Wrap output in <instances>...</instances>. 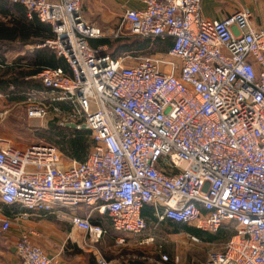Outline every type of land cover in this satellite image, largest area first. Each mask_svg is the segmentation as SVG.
Returning a JSON list of instances; mask_svg holds the SVG:
<instances>
[{"label": "built area", "instance_id": "built-area-1", "mask_svg": "<svg viewBox=\"0 0 264 264\" xmlns=\"http://www.w3.org/2000/svg\"><path fill=\"white\" fill-rule=\"evenodd\" d=\"M3 1L49 24L53 37L39 47L67 65L37 73L43 88L24 93L27 116L51 113L84 127L94 145L84 161L64 164L54 145L18 148L0 137V202L55 214L94 240L106 229L74 209L88 206L131 235L145 229L148 204L159 221L208 233L232 223L223 250H210L204 264H264V26L252 23V11L207 18L202 0H138L141 7L125 8L106 29L84 20L81 0ZM106 34L172 45L114 58L90 44ZM9 96L0 91V123ZM9 226L0 218L1 231ZM15 257L16 264L51 261L26 232ZM167 261L162 254L149 264Z\"/></svg>", "mask_w": 264, "mask_h": 264}, {"label": "crops", "instance_id": "crops-1", "mask_svg": "<svg viewBox=\"0 0 264 264\" xmlns=\"http://www.w3.org/2000/svg\"><path fill=\"white\" fill-rule=\"evenodd\" d=\"M141 6L138 0H81V14L85 21L99 28L114 29L125 8ZM239 7H248L252 11V23L255 26H264V0H202V13L207 18H217L215 14L224 15ZM42 24L51 29L49 24ZM31 25V18L26 17L22 5L0 1V59L4 58V61L0 60V71L3 64L11 65L13 61L25 71L36 68L30 65L31 58L39 57V51L47 48L39 47L40 38L29 35ZM12 32H15L14 36H10ZM109 38L111 37L106 34L104 37L91 39L90 44L106 51V39ZM36 75L24 76L22 86L10 84L6 90L1 91L9 93V104L19 105L23 103L26 91L43 88ZM31 79L39 82L38 87L29 85ZM151 207L157 215V206L150 205L149 208ZM72 213L101 225L107 232L94 240L87 232L71 225L67 220L58 219L55 214L29 211L19 205L0 202V218L10 222L5 232L0 230V264H16L15 243L21 232L28 233L31 242L48 254L50 264H98L97 259L100 257L106 264H149L152 259H160L162 254L169 256L171 260L179 249L176 245H170L171 250L164 249L166 246H162L159 241L164 230L175 224L173 221H159L157 217L145 216L146 228L140 234L131 235L115 231L106 216L91 212L88 206H80ZM168 235L169 232L166 233ZM120 239L124 241L120 242ZM155 243L158 245L155 246ZM168 261L166 264H177Z\"/></svg>", "mask_w": 264, "mask_h": 264}, {"label": "trees", "instance_id": "trees-1", "mask_svg": "<svg viewBox=\"0 0 264 264\" xmlns=\"http://www.w3.org/2000/svg\"><path fill=\"white\" fill-rule=\"evenodd\" d=\"M31 24V28L29 32H27L32 37L40 38L41 44L45 42L46 39L48 40L53 37L52 29H50L49 26L42 24L36 16L31 17ZM12 35L14 36L15 32H12L10 36ZM106 45L107 48L105 52L115 58L122 54L149 55L152 54V52L164 53L171 47L172 40L168 38L161 41L157 38L149 39L137 35H126L121 38L106 39ZM39 55V57L35 56L34 58H31L30 65L36 67L31 71L22 70L21 67L16 64V61H13L11 65L3 64L4 67L0 71V91L6 90L10 84H14L15 87L18 85L22 86L24 84L22 82L24 76L36 75L43 68L61 67L64 70H67L65 61L61 57L56 56L53 51L42 49L39 51ZM0 60L4 61V58H1ZM38 84L39 82L36 79H31L29 85H35L38 87ZM40 137L43 138L46 143L54 145L61 153L62 158L64 157L67 161H84L94 145L89 130L84 128H70L65 125L60 126L59 121L54 118L47 122ZM150 205L151 204L145 205L142 208V217H157L153 207H151L152 211L149 208ZM143 210L145 214L147 212V215H144ZM168 229V232H170V230L175 233L186 232L187 234L198 238L199 242L206 241L209 245L212 244L217 246L216 249H211L213 251L223 250L225 243L233 234L232 223L222 225L215 233L204 232L193 226L182 223L170 225L167 230Z\"/></svg>", "mask_w": 264, "mask_h": 264}, {"label": "rangeland", "instance_id": "rangeland-1", "mask_svg": "<svg viewBox=\"0 0 264 264\" xmlns=\"http://www.w3.org/2000/svg\"><path fill=\"white\" fill-rule=\"evenodd\" d=\"M227 14L228 13H224V15ZM215 15L217 17L224 16L223 13ZM152 54H157V52H152ZM8 60L10 61V58ZM23 97H25L24 94ZM3 106L9 109V111L5 120L0 123V137L9 140L13 146L18 148H25L35 143L45 142V140L40 137V134L46 127L47 122L52 118L59 121V119L51 113L43 118L28 117L26 113V104L24 103L13 106L9 104L8 100H6ZM59 125L63 126L60 121ZM62 159V162L64 164L68 163V161L64 157ZM168 231L169 229L167 230L166 228L164 230L165 233L163 235L161 234V238H159L162 246H166V248L164 247V249L171 250V248L169 247L170 245H176L177 248L179 247V249H177V251L175 252V255H172L171 260L168 256V262H174V259L176 258L177 260L174 263L177 264H201L206 260L208 252L211 249L217 248V246H214L212 244L209 245L208 243H206V241L193 242L190 238V235L186 232L175 233L174 231L170 230L169 235L166 236V233L168 234ZM156 245L158 244L155 243V246Z\"/></svg>", "mask_w": 264, "mask_h": 264}, {"label": "water", "instance_id": "water-1", "mask_svg": "<svg viewBox=\"0 0 264 264\" xmlns=\"http://www.w3.org/2000/svg\"><path fill=\"white\" fill-rule=\"evenodd\" d=\"M68 127H70V128H75V124L74 123H69L68 124ZM84 128V127H83Z\"/></svg>", "mask_w": 264, "mask_h": 264}]
</instances>
